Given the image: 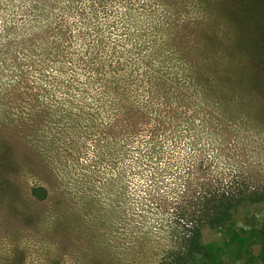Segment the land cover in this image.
I'll return each instance as SVG.
<instances>
[{"label": "rangeland", "instance_id": "1", "mask_svg": "<svg viewBox=\"0 0 264 264\" xmlns=\"http://www.w3.org/2000/svg\"><path fill=\"white\" fill-rule=\"evenodd\" d=\"M92 2L0 0V264H156L171 155L188 181L201 163L264 182V0ZM263 222L246 205L205 228L196 264H264Z\"/></svg>", "mask_w": 264, "mask_h": 264}, {"label": "trees", "instance_id": "2", "mask_svg": "<svg viewBox=\"0 0 264 264\" xmlns=\"http://www.w3.org/2000/svg\"><path fill=\"white\" fill-rule=\"evenodd\" d=\"M115 1L93 0L90 8L96 17L104 16L107 15L109 5ZM94 29L98 30V28ZM259 45L260 43L249 44L253 51L261 49ZM257 55L261 56L259 53ZM257 55L251 54V61L253 60L255 66L260 62ZM133 74L134 71L130 68L125 77L132 79ZM254 86L259 95L264 97V86L257 83ZM145 110L152 109L149 106L145 107ZM179 140V137H175L170 141L171 150L180 149ZM166 141L167 138L159 141L156 139L143 141L140 147L136 148L137 154L144 155L149 160L161 159L163 144ZM198 144V139L194 138L191 142L192 149L197 150ZM102 145V149L107 151L105 155L102 154V159L107 158L110 163H116L117 147L110 148L109 143L103 141ZM166 164L160 171V178L162 173H171L169 175L172 176V183L169 184V192L172 195V206L169 224L163 228V234L166 236L162 241L165 242V246L161 249L160 258L156 264H196L205 251L202 242V231L205 228L214 230L225 227L232 221L236 210L243 206L264 205V182L252 184L242 172L231 169L229 165L222 171L212 172V167L196 163L199 178L188 181L179 170V163L177 165L173 155L167 158ZM30 193L40 203L50 198L48 189L43 186H34ZM259 233L264 251V222L260 226ZM61 263V259L55 262V264Z\"/></svg>", "mask_w": 264, "mask_h": 264}]
</instances>
